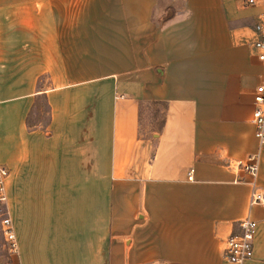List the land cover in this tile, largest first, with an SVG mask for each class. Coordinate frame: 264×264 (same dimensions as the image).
I'll list each match as a JSON object with an SVG mask.
<instances>
[{
	"label": "crops",
	"instance_id": "crops-1",
	"mask_svg": "<svg viewBox=\"0 0 264 264\" xmlns=\"http://www.w3.org/2000/svg\"><path fill=\"white\" fill-rule=\"evenodd\" d=\"M0 0V264H230L224 238L264 205L224 163L258 149L252 24L264 0ZM42 101L44 123L32 112ZM160 114L147 133L142 109ZM192 169L189 175L187 171ZM257 181L264 191V145Z\"/></svg>",
	"mask_w": 264,
	"mask_h": 264
},
{
	"label": "built area",
	"instance_id": "built-area-1",
	"mask_svg": "<svg viewBox=\"0 0 264 264\" xmlns=\"http://www.w3.org/2000/svg\"><path fill=\"white\" fill-rule=\"evenodd\" d=\"M254 0H245L243 4H253ZM254 38L250 43L251 54L259 63L261 79L255 85L252 94V110L250 122L253 126V136L258 142V149L241 158H230L224 166L235 173H242L248 178L249 205H264V191L257 181L260 162V147L264 145V12L257 16L252 24ZM192 169L187 171L190 174ZM8 170L0 165V204L5 201L3 190L4 180ZM256 221L245 217L237 222V231L229 233L223 240L222 257L230 264H241L252 256L253 238L256 231ZM0 234L8 253H14L16 243L6 214L0 217Z\"/></svg>",
	"mask_w": 264,
	"mask_h": 264
},
{
	"label": "rangeland",
	"instance_id": "rangeland-1",
	"mask_svg": "<svg viewBox=\"0 0 264 264\" xmlns=\"http://www.w3.org/2000/svg\"><path fill=\"white\" fill-rule=\"evenodd\" d=\"M182 0H159L158 2V11L160 12L161 17H170L178 13L180 9H182ZM44 104L40 101L37 104V107L32 111L34 112L33 120L34 122L44 123L46 121V115L44 114ZM154 122L156 126L159 125L160 122V114L152 115L149 107H144L142 109V118H141V130L143 133H147L151 129V125ZM3 213L1 204H0V217ZM7 250L3 244V239L0 234V260L6 258Z\"/></svg>",
	"mask_w": 264,
	"mask_h": 264
},
{
	"label": "trees",
	"instance_id": "trees-1",
	"mask_svg": "<svg viewBox=\"0 0 264 264\" xmlns=\"http://www.w3.org/2000/svg\"><path fill=\"white\" fill-rule=\"evenodd\" d=\"M157 1L159 2V0H157ZM183 1H184V0H182V3H181V4H183ZM4 261H6V258L1 259V260H0V263H1V262H4Z\"/></svg>",
	"mask_w": 264,
	"mask_h": 264
}]
</instances>
